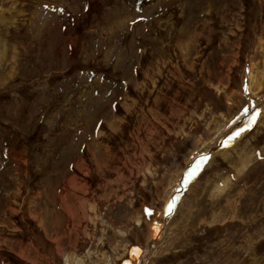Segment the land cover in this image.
I'll use <instances>...</instances> for the list:
<instances>
[{
	"label": "rangeland",
	"instance_id": "1",
	"mask_svg": "<svg viewBox=\"0 0 264 264\" xmlns=\"http://www.w3.org/2000/svg\"><path fill=\"white\" fill-rule=\"evenodd\" d=\"M250 103L144 264H264V0H0V264H137Z\"/></svg>",
	"mask_w": 264,
	"mask_h": 264
},
{
	"label": "bare ground",
	"instance_id": "2",
	"mask_svg": "<svg viewBox=\"0 0 264 264\" xmlns=\"http://www.w3.org/2000/svg\"><path fill=\"white\" fill-rule=\"evenodd\" d=\"M254 76V75H253ZM249 105V104H248ZM248 105L245 107V109H244V112L238 117V118H240L241 120H242V122L241 123H239V124H242V126H245V124H253L254 123V120H255V117L257 116H255L254 114H252V112L254 113V110L255 109H253L254 107H256L255 105H251V103H250V108L249 109H246L247 107H248ZM261 108V107H260ZM263 108V107H262ZM250 114H252L250 117H248V119H246V118H243V116L246 114H248V115H250ZM246 121V123H244ZM243 123H244V125H243ZM239 124H237V125H235V126H232V129L230 130V132H227V133H229V136L228 137H226V138H224V140L225 141H227V142H225V143H223L222 144V150L225 148V147H229L228 146V143H229V145L230 144H233L234 143V139H237V138H239L240 136H238V134H237V136H236V131H235V129H237L236 127L239 125ZM246 126H248V125H246ZM239 130V129H238ZM225 131V129H223L220 133H223ZM227 131V130H226ZM244 132V131H243ZM241 133V134H244V133ZM234 133V134H233ZM227 136V135H226ZM236 136V137H235ZM216 139L217 138H215L212 142H210L209 143V145H207V146H205V147H203L204 149H206V150H208L209 151V149L211 150L212 149V147H213V145H218L217 144V142H216ZM228 139V140H227ZM218 148H214L212 151H211V153L210 154H208L209 156H208V158L206 159V161H204V160H200L199 161V159H200V157H205V156H200V155H197V156H194V154H199L200 153V150H198L199 152H195L192 156H194L196 159L194 160L195 161V165L194 166H192V167H194V169L195 168H199L201 165L203 166V164L205 163V162H209L210 161V159H212V158H214V156H215V154H216V150H217ZM231 151V150H230ZM214 152V153H213ZM225 152V151H224ZM250 156V155H249ZM248 156V157H249ZM244 160V159H243ZM242 160V161H243ZM197 162V163H196ZM248 165V164H247ZM196 166V167H195ZM191 167V168H192ZM243 168V167H242ZM190 171H191V169H190ZM196 172V171H195ZM181 176V175H180ZM77 177V176H76ZM176 185H178V183L176 182V183H174L170 188H169V190H168V192H167V197H166V204H164L165 205V207L163 208V210L161 211V209H160V211L159 212H161L160 213V215L157 217L158 218V221H156L155 222V224H154V226H153V230H152V233H153V238H152V240H150V241H152L153 243H156L161 237H162V232H164L162 229H161V227H163L166 223H167V221L169 220L170 221V217H169V215L171 214V213H173V211L175 210V206H176V203L178 202L177 200L178 199H180V195H182V194H180L179 192H177L178 190L176 189ZM169 205H171L172 207H171V210H169ZM158 212V213H159ZM158 215V214H157ZM169 217V218H168ZM168 221V222H169ZM165 227H166V225H165ZM165 243V242H164ZM155 245V244H154ZM152 246H153V244H152ZM145 250H146V247H145ZM152 251V248L151 249H148V255H150V252Z\"/></svg>",
	"mask_w": 264,
	"mask_h": 264
},
{
	"label": "water",
	"instance_id": "3",
	"mask_svg": "<svg viewBox=\"0 0 264 264\" xmlns=\"http://www.w3.org/2000/svg\"><path fill=\"white\" fill-rule=\"evenodd\" d=\"M151 246H152V241H150L149 243H148V245L146 246V250H145V252L143 253V251H142V253H141V259H145L147 256H148V249H150L151 248Z\"/></svg>",
	"mask_w": 264,
	"mask_h": 264
},
{
	"label": "snow or ice",
	"instance_id": "4",
	"mask_svg": "<svg viewBox=\"0 0 264 264\" xmlns=\"http://www.w3.org/2000/svg\"><path fill=\"white\" fill-rule=\"evenodd\" d=\"M171 207H172V206L169 205V210H171ZM133 251H134V252H137V251H139V250H138V249H134Z\"/></svg>",
	"mask_w": 264,
	"mask_h": 264
},
{
	"label": "crops",
	"instance_id": "5",
	"mask_svg": "<svg viewBox=\"0 0 264 264\" xmlns=\"http://www.w3.org/2000/svg\"><path fill=\"white\" fill-rule=\"evenodd\" d=\"M249 113V112H248ZM250 114V113H249ZM252 114H254L253 112H252ZM252 114H250V116L252 115Z\"/></svg>",
	"mask_w": 264,
	"mask_h": 264
}]
</instances>
